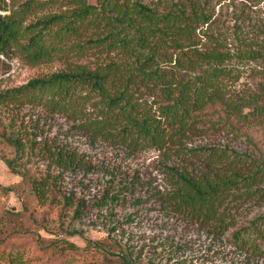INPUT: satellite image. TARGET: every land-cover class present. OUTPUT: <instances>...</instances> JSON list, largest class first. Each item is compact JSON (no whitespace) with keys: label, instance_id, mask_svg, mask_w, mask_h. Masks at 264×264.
I'll list each match as a JSON object with an SVG mask.
<instances>
[{"label":"trees","instance_id":"trees-1","mask_svg":"<svg viewBox=\"0 0 264 264\" xmlns=\"http://www.w3.org/2000/svg\"><path fill=\"white\" fill-rule=\"evenodd\" d=\"M74 3L76 7L70 13L44 15L23 26L21 19L0 15V51L15 45L28 61L48 59L57 46L56 39L77 33L82 27L97 30L103 26V37H89L79 47L105 42L102 46L119 51L121 57L92 66L66 62L61 69L0 91V103L36 101L51 114L60 112L78 120L75 126L92 140L133 151L158 149L160 159L171 161L163 165L168 181L161 188L154 185L150 198L214 236L233 228V245L247 256H264V212L237 223L240 208L248 200H264V150L249 136L246 140L253 147L250 152L227 144L188 145L189 141L183 139L194 128L189 120L192 114L213 103L222 106L226 121L234 116L243 122L264 124V86L261 91L233 96L224 89L222 78L226 74L223 62L231 55L246 52L256 59L262 56L263 45L228 52L213 35L194 42L191 33L196 24L210 19L200 0H171L163 8L140 0ZM28 9L30 1L20 4L15 15ZM176 32L184 37H177ZM170 47L174 48L173 57ZM132 88L159 92L158 113L140 101ZM88 103L96 112L86 116ZM30 141L29 146H35L36 135ZM44 141L45 146L40 148L48 152L61 174L79 166L90 168L89 160L73 147L56 142L55 135H45ZM26 142L20 128L0 126V143L23 149ZM7 164L10 166V160ZM28 180L39 198L48 191L49 181ZM119 192L120 187L111 194L112 199L118 198ZM63 200L67 205L72 201L70 195H64ZM80 207L78 203L73 209L76 215ZM22 256L20 249H1L0 264H21ZM121 256L122 264L135 262L130 248Z\"/></svg>","mask_w":264,"mask_h":264},{"label":"rangeland","instance_id":"rangeland-1","mask_svg":"<svg viewBox=\"0 0 264 264\" xmlns=\"http://www.w3.org/2000/svg\"><path fill=\"white\" fill-rule=\"evenodd\" d=\"M26 1H30V9L15 15V10ZM140 1L163 8L171 0ZM200 3L210 19L208 23L196 24L191 33L194 42L213 35L228 52H237L238 47L244 46L264 47V0ZM74 7V0H0V15L21 19L23 26L44 15L70 13ZM104 34L103 26L97 30L82 27L77 33L56 39L57 46L50 58L33 62L15 45L0 51V91L61 69L66 62L92 66L119 59L121 53L102 46L105 42L79 47L89 37L96 39ZM183 35L176 32L177 37ZM168 49L173 57L174 48ZM245 53L233 54L223 62L224 89L233 96L261 91L264 86V48L262 56L256 59ZM131 90L158 113L159 92ZM86 106V116L96 112L89 103ZM192 116L189 120L194 128L183 138L189 141L188 145L227 144L250 152L253 147L246 140L249 136L264 150L263 123L243 122L234 116L226 121L218 103L208 104ZM77 121L60 112L51 114L36 101L0 103V126L20 128L27 141L23 149L0 143V250L20 249L21 264H122L121 253L128 248L135 258L133 264H264V256H247L230 242L233 228L214 236L150 198L154 185L161 188L168 181L163 165L171 161L160 159L158 149L143 147L133 151L104 140H92L75 126ZM51 134L56 142L73 147L89 160L90 168L79 166L61 174L42 149L45 135L47 138ZM34 135L37 142L31 147ZM28 177L43 183L49 181L42 198L33 193ZM133 178L136 180L131 185ZM5 186L10 188H2ZM119 187L118 198L112 199L111 194ZM64 195L71 197L68 205ZM138 195L141 197L137 201ZM78 203L81 207L76 215L73 209ZM246 203L240 208L237 223L264 212V200L251 199Z\"/></svg>","mask_w":264,"mask_h":264}]
</instances>
